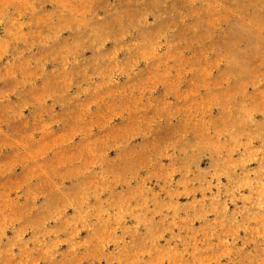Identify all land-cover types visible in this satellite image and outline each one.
<instances>
[{
  "label": "rangeland",
  "instance_id": "rangeland-1",
  "mask_svg": "<svg viewBox=\"0 0 264 264\" xmlns=\"http://www.w3.org/2000/svg\"><path fill=\"white\" fill-rule=\"evenodd\" d=\"M0 264H264V0H0Z\"/></svg>",
  "mask_w": 264,
  "mask_h": 264
}]
</instances>
